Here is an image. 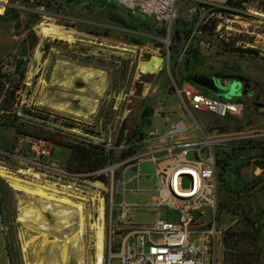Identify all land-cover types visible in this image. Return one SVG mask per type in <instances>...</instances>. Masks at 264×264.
Wrapping results in <instances>:
<instances>
[{"label": "rangeland", "instance_id": "rangeland-1", "mask_svg": "<svg viewBox=\"0 0 264 264\" xmlns=\"http://www.w3.org/2000/svg\"><path fill=\"white\" fill-rule=\"evenodd\" d=\"M3 7L4 12L0 15V74L6 85L0 91V116L3 96L17 86L9 115L16 116L31 134L55 143L53 158L71 177L58 183L50 180L49 183L71 187L68 189L70 192L85 196L86 215L92 216L93 221L97 215L89 199L98 193L92 184L100 182L93 172L72 173L68 165L70 151L63 147L65 144L100 145L106 151H113L115 161L105 165L115 166L113 191L116 190V182L124 179L125 202L133 205L152 202L154 165L144 162L136 171L131 163H123L126 159H120V155L128 148L143 151L147 146L143 141L152 138L151 134L163 135L180 120L191 124L192 118L206 124L204 131L210 135L214 131L217 136L226 137L237 133H264V24H260L259 18L253 15L264 13V0H249L245 6L241 4V9L228 7L229 10L219 19L211 18L212 27L215 22L222 24L221 38L218 36V39L212 37V27H207L208 30L202 35L197 34L208 14L204 15L189 2L177 6L175 22L169 33L171 46L176 43L177 48L174 51L171 49L168 56L162 53L164 63L160 71L143 75L139 74L138 69L141 54L150 52L158 55L160 51L156 44H161L160 40L168 37L166 31L147 17L139 14L130 17L101 0H56L55 4L48 5L42 0H5ZM8 9L14 12L4 17ZM114 18L123 20L124 25L114 21ZM49 24L69 31L70 36L76 38V44L52 41L39 33ZM176 32L180 33V40H177ZM200 41L212 42L214 51L200 47ZM235 49L254 50L255 53L241 54L233 52ZM36 50L41 54L39 63L34 58ZM36 67L38 73L29 79V74ZM79 71L91 72V82H81ZM21 74L24 76L22 80ZM195 75L217 76L220 81L226 82L242 81L239 80L242 78L248 83L246 90L249 98L242 95L238 82H235L238 91L232 94L207 93L221 101L241 100L250 107L257 103L262 108L256 105L253 112L240 120H219L205 114H192L190 118L183 90L192 86L189 78ZM71 77H75L73 89L66 91L61 84ZM41 82H45L47 87ZM65 93L69 96H61ZM73 95L88 100L81 103L71 98ZM55 104H69L70 113L53 109ZM144 110L150 112V117L142 120ZM141 124V141L134 140L130 146L121 143L124 129L123 138L127 131ZM15 135L13 128L0 122V151L12 148ZM195 135L201 134L197 131ZM220 152L226 155L227 160L224 163L226 172L217 168L215 223L217 228L224 230L217 249L221 264H264V240L253 242L250 234H246L252 228L251 223L262 226L264 232V173L259 178L254 174L257 166L264 165V141L252 139L247 145H241L237 153L230 152L226 147L217 153ZM240 157H244V160H240ZM0 165L12 173L19 170L2 160L1 156ZM100 179L108 189L104 197L109 201L110 174ZM21 195L12 191L0 178V264H24L22 243L18 238L22 226L17 223ZM114 200L117 203L121 198L114 195ZM129 208L127 218L133 224L151 223L156 217L151 210L137 212ZM208 214L213 217L212 212ZM44 219L47 226L55 227V219L50 216H44ZM113 220L117 225L123 222L116 212ZM103 222L101 264L104 263L105 241L108 252L110 231L109 224L105 226V218ZM70 232L64 231L65 234ZM234 236L238 240L236 248L233 247L236 242ZM84 239L86 264H94L95 241L92 233L87 231ZM28 252L27 259L30 261L40 257L45 264L53 261L48 246L40 254L39 246H31ZM105 259V264H108L107 257ZM70 264H75L73 259ZM111 264L119 262L114 258Z\"/></svg>", "mask_w": 264, "mask_h": 264}, {"label": "built area", "instance_id": "built-area-1", "mask_svg": "<svg viewBox=\"0 0 264 264\" xmlns=\"http://www.w3.org/2000/svg\"><path fill=\"white\" fill-rule=\"evenodd\" d=\"M105 4L116 6L131 14H139L149 18L157 26L168 33L165 40H160L163 52L170 53L169 33L175 22L177 6L185 1L198 7L208 14L201 24L197 34L202 35L203 27H212L210 19H219L222 11H228L227 3L230 0H101ZM245 6V3L242 4ZM260 24H264V13L258 14ZM257 17V16H256ZM212 27V37L221 38L222 24L215 22ZM228 30L229 28L226 27ZM219 36V37H218ZM200 47L208 50L214 46L210 41H200ZM224 84L230 83L221 81ZM241 92L243 90L242 83ZM18 94V92H15ZM188 116L192 114H205L209 117L225 120L226 118L240 120L249 112H253L255 105L250 107L241 100L221 101L205 94L200 88L189 85L183 90ZM243 95V94H242ZM191 124L180 120L173 124L163 135L151 134L143 143L147 146L143 151L136 152L123 163H131L138 170L144 163L154 165V198L151 203H138L128 205L125 202L126 182H116L113 191V169L115 166H104L93 172L104 190H97L105 202V226H110L108 239V254L105 257L108 264L112 259L119 264H221L217 249L224 230L216 227L217 202V168L218 161L226 163V155L218 150L225 147L230 152L237 153L241 145H247L252 139H261L264 133H237L226 137L225 135H212L205 133L206 124L197 122L192 118ZM197 131L201 135L196 136ZM53 143L45 138L15 135V142L8 151H0L1 159L11 166L18 168V172L33 171L47 182H61L70 174L60 168L59 162L53 158ZM247 147V146H245ZM225 155V156H224ZM192 159H189V157ZM244 160V157H240ZM6 168V167H4ZM7 169V168H6ZM258 175L264 173V165L257 166ZM110 174V198L105 199L108 192L106 185L100 178ZM56 183V184H57ZM98 183V182H96ZM115 196L121 200L115 202ZM129 207L136 211L153 210L156 214L151 223L133 224L127 218ZM114 212L118 219L123 220L116 224L113 220ZM208 212H212L210 217ZM106 232V229H105ZM118 233V234H117ZM117 239V240H116Z\"/></svg>", "mask_w": 264, "mask_h": 264}, {"label": "bare ground", "instance_id": "bare-ground-1", "mask_svg": "<svg viewBox=\"0 0 264 264\" xmlns=\"http://www.w3.org/2000/svg\"><path fill=\"white\" fill-rule=\"evenodd\" d=\"M4 4L5 0H0V15L4 12ZM253 15L262 18V16L256 13H253ZM236 20L239 19L236 18ZM39 33H43L44 37L50 38L52 41H64L70 45L76 44L77 42L76 38L70 36L71 33L69 31L54 24H49L48 27L41 28ZM34 58L36 63L41 62V54L39 51H35ZM139 64V73H156L162 67V60L157 55H153L149 63L142 64L140 62ZM38 71V67L33 68L32 74H29V79L31 76L36 75ZM79 73L81 72L79 71ZM81 76L83 80L81 82L87 84L93 74L84 71L81 73ZM74 82L75 77H71L69 81L62 83L61 87L66 91H72ZM41 83H43L44 87H47L45 82ZM66 94L68 93L61 96H69ZM73 97L74 100H80L81 103L87 102L88 100L79 96L76 97L75 95L71 96V98ZM55 106L56 104L52 108L59 112L66 111L70 113L69 104ZM0 178L5 181L12 191L22 194L18 201L19 214L17 223L22 226V232L19 233L18 238L22 243L21 250L24 264H45L41 257L33 261H30L29 258L27 259L29 257L28 249L31 246L33 248L39 246V254L42 253V250L46 246L49 247L50 253L53 255V261L48 264H70L72 259L75 264H86V244L84 236H86L87 231L92 233L95 241L94 264H101L103 259L101 253L103 252L102 243H104L103 219L105 204L104 200L98 196V193L93 194L89 199L97 215V218L93 221L92 216L86 215V197L84 196V198L70 192L68 189H71V187H60V185L54 182L49 183L44 181L41 176L30 170H21L17 173H12L1 165ZM92 186L97 190L105 189L99 183L92 184ZM44 216H50L55 219V227L51 228L47 226ZM64 231L71 232L65 234Z\"/></svg>", "mask_w": 264, "mask_h": 264}, {"label": "trees", "instance_id": "trees-1", "mask_svg": "<svg viewBox=\"0 0 264 264\" xmlns=\"http://www.w3.org/2000/svg\"><path fill=\"white\" fill-rule=\"evenodd\" d=\"M43 2H46L47 5L48 4H55L56 0H42ZM249 0H230L227 3L228 7H232V8H237L239 7L241 9V4L243 3H247ZM36 5H40V3H37ZM113 6V5H111ZM11 12H14L12 10H6V13L4 15V17L8 16ZM223 13L226 11H222ZM16 17V16H15ZM114 21H116L117 23L124 25V21L114 18ZM203 31L208 30V28L203 27L202 28ZM213 30V28L211 29V31ZM176 38L177 40H180V36H179V32H176ZM177 48V44L174 43L173 46H171L170 50L172 49V51H174ZM233 52H238L241 54H253L255 53L254 50H240V49H235ZM23 74H21L20 80L23 79ZM217 77V76H215ZM192 78V77H191ZM191 78H189V82L191 83ZM219 78V77H218ZM3 76L0 74V91L1 89H3L6 85L5 82H3ZM239 81L242 83V94L243 96H245L246 98H249V93L247 92V88H249L248 83L242 79L239 78ZM193 85V84H192ZM18 87L16 86L12 91H9V93H6L3 98H2V109H1V116H0V122L1 123H5L6 127H10L13 128L15 131V134L18 135H28V136H35L33 134H31L29 131H27V126L23 123H19V119L16 116H10V109L12 107L11 101H13V96H14V90H17ZM205 94L208 95L207 92H205ZM1 97V95H0ZM13 103V102H12ZM254 104V103H253ZM255 105V104H254ZM7 116V117H6ZM150 117V112L144 110L141 114V118L142 120L144 118ZM142 124L139 126H135L134 129H131L129 131H127L126 133V137L123 138V134L125 132V129L121 132V143H123L124 145L130 146L133 141H141L143 138V131H142ZM35 137H39V136H35ZM42 138V137H40ZM47 140V139H46ZM51 143H53L55 145V143L51 140H48ZM66 149H68L70 151V156L68 159V165L71 168L72 173L74 174H90L92 172H95L101 168H103L107 163L111 164L113 163L115 160L113 158L114 154L113 151H106L103 146L100 145H92V144H88V145H84V143H80V144H65ZM118 147V146H116ZM136 153L135 150H133L132 148L125 151L121 152L120 155V159H127L131 156H133ZM224 161H218V167L221 169L222 172H226V166H224ZM237 173V172H235ZM248 221V220H247ZM252 226V228L250 230H248V232H246L247 235L250 234L251 236V240L253 242H261L262 240H264V232H262V226H256L255 224L251 223L250 224ZM247 226V225H246ZM235 238L237 236H234ZM236 242L233 243V247H237V238L234 239Z\"/></svg>", "mask_w": 264, "mask_h": 264}, {"label": "water", "instance_id": "water-1", "mask_svg": "<svg viewBox=\"0 0 264 264\" xmlns=\"http://www.w3.org/2000/svg\"><path fill=\"white\" fill-rule=\"evenodd\" d=\"M38 31V30H37ZM156 48H159V54L157 55L158 58L162 60V64L164 63V57L162 56V50L163 45L162 44H156ZM153 54L150 52H144L141 54V63L146 64L151 61ZM140 75H143V73H139ZM191 83L200 88L201 90L213 93V94H219V95H228L232 94L235 91H238V89L235 87V82H230L227 84H224L220 81V79L209 76V75H195L191 78ZM240 83H238L239 85ZM258 108H262V105H257Z\"/></svg>", "mask_w": 264, "mask_h": 264}, {"label": "crops", "instance_id": "crops-1", "mask_svg": "<svg viewBox=\"0 0 264 264\" xmlns=\"http://www.w3.org/2000/svg\"><path fill=\"white\" fill-rule=\"evenodd\" d=\"M183 3H187V2H185V1H182V2H180V6L183 4ZM178 5V6H179ZM112 7H114L117 11H119V12H122L123 14H125V15H129L130 17H135V14H131V13H128V12H126V11H124L123 9H120V8H118V7H116V6H112ZM199 10V9H198ZM200 11V10H199ZM202 12V11H201ZM176 13H177V11H176ZM203 14L204 15H206V13L205 12H203ZM260 140H262V141H264V137H262ZM255 177L256 178H259L261 175H258V173L256 172V170H255ZM153 198H154V194H153V197H152V199H151V201L153 200ZM138 204V203H137ZM133 205H135V204H133ZM131 208H133L134 209V211H136L135 210V207H131ZM130 209V208H129ZM151 210V209H150ZM146 211V210H145ZM151 211H153V210H151ZM137 212H141V211H137ZM154 212V211H153ZM155 213V212H154ZM144 224V223H143ZM146 224V223H145Z\"/></svg>", "mask_w": 264, "mask_h": 264}]
</instances>
